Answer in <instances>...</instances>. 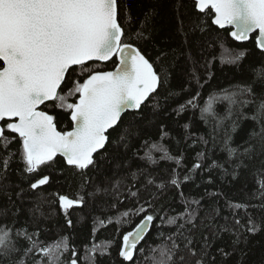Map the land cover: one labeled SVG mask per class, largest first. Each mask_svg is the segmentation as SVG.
<instances>
[{
    "label": "snow or ice",
    "instance_id": "obj_1",
    "mask_svg": "<svg viewBox=\"0 0 264 264\" xmlns=\"http://www.w3.org/2000/svg\"><path fill=\"white\" fill-rule=\"evenodd\" d=\"M193 5L198 13H213L211 23L220 29L231 26L230 36L235 41H248L256 33V47L264 54V0H193ZM132 25L125 0H0V181L8 177L11 165L18 163L21 178L29 180V189L36 191L52 182L51 170L57 169L58 158H62L71 177L81 181L74 198L50 193L56 197L52 202H58L67 227H75L69 210H83L90 202L114 213L92 218L81 252L59 228L55 233L44 230L43 235L52 239H42L35 217L40 210L37 205L32 210L36 223L32 230L17 227L15 220L11 225L0 223V264H100L104 257L111 259L113 248H117L121 264H216V254L226 261L247 242L248 235L264 230V63L252 69L251 82L211 92L203 101L202 90L212 72L207 71L205 78L192 68L186 85L181 86L188 95L174 109L177 116L199 112L207 128L206 134L196 136L189 145L203 146L190 167L184 164L179 148L173 154L162 143L169 133L160 125L159 140L145 139L133 156L147 165L160 161L173 164L167 178L157 181L138 165L137 171L129 168L125 176L106 186L103 181L95 182L100 171L98 158L108 161L112 144L117 151L123 147L126 155L130 137L136 134L130 127L117 131L124 114L131 111L134 118L141 117L144 108H158L159 90L171 75L166 67L157 70L131 42L146 39L143 26L131 31ZM197 27L194 24L193 30ZM219 43L221 65H239L246 50L227 49L225 55L226 46ZM216 59L213 56L212 60ZM109 62L114 64L111 70L103 67ZM211 63L206 62L208 68ZM178 95L168 92V97ZM218 106H223L222 113ZM57 109L67 114L70 130L58 128ZM249 120L253 127L243 132L238 143L236 136ZM189 128L184 125L182 140L192 139ZM113 132L117 133L115 139ZM14 142L17 147L13 149L10 145ZM217 149L225 154L223 160L210 159ZM119 166L123 167V162ZM214 170L230 182L239 183L245 173L251 178L253 187L249 189L245 181L241 200L224 198L228 216L221 215L219 201L201 216L203 197H189L182 190L184 184L195 183L202 173ZM59 171L63 175V170ZM206 182L210 184L212 179ZM90 186L92 190L85 192ZM172 188L184 207L169 214L155 202ZM206 195L221 197L223 193ZM99 197L111 199L98 201ZM142 199L144 203H140ZM125 200L134 206L121 212L119 205ZM8 215L7 209L0 210V216ZM134 216H139V221L120 234V228L130 225ZM217 218L223 223L216 224ZM113 224L120 237L118 247L115 239H97L98 232ZM152 228L157 229L160 241L155 246L147 240ZM164 228L170 231L165 233ZM224 233L233 237L232 251L221 247L213 254V243Z\"/></svg>",
    "mask_w": 264,
    "mask_h": 264
},
{
    "label": "trees",
    "instance_id": "obj_2",
    "mask_svg": "<svg viewBox=\"0 0 264 264\" xmlns=\"http://www.w3.org/2000/svg\"><path fill=\"white\" fill-rule=\"evenodd\" d=\"M131 16L133 18V25L131 31L140 30L143 26L144 35L146 39L131 41L137 44L146 56L155 64L157 70L161 67H166L170 72V78L164 88L159 90V107L153 110L151 107L143 109L141 117H135L134 113L128 112L122 117V124L120 129L130 127L135 135L130 137V148L126 150L120 147L117 151V146L112 144L109 146L108 161H101L98 158L100 171L95 175V182H104L106 186L110 181L114 182L121 179L131 171H137V166L143 167L147 172H151L153 176L167 178L168 171L174 167L173 164L167 161H160L155 165H147L144 161L139 159V156H133L137 151L142 141L145 139L159 140L160 125H163L168 131L169 136L165 138L164 143L169 150L176 154L177 149L184 154V164L191 166L196 159V153L203 147L200 144L189 146L192 140L198 135L207 133V128L200 120L199 112H184L177 116L174 112L178 103L183 102L188 93L181 91V86L186 85L188 74H190L193 67L206 78L207 71L212 72V78L208 80L202 90L201 101L211 92H218L220 89L229 88L237 83L251 82L253 79L252 69L264 63V54H262L255 44V36L247 43H238L230 36L232 29H220L211 23L214 18L213 13L204 15L198 13L193 5V0H125ZM147 15L148 19L145 20ZM203 21V23H202ZM199 25L193 30V25ZM203 28L204 31L200 29ZM223 42L226 46L224 54L227 55V49L246 50V55L239 65H221L219 59L222 49L220 43ZM216 56V60H212ZM159 57V60L157 59ZM212 61L210 68L207 67L206 62ZM108 70L114 67L112 62L103 66ZM179 92L180 95L168 97V92ZM218 110L222 113L223 106H218ZM251 112V109H246ZM58 117L57 123L60 130H70L71 121L68 119L66 113L60 110H55ZM189 124V131L193 133L192 139L182 140L185 135L184 125ZM253 127L252 121H245L241 133L237 134L236 141L241 142L243 132ZM117 133H112V138H116ZM177 141H181L178 145ZM11 148H16L17 143L10 145ZM211 145H209V148ZM224 153L218 149L210 159L223 160ZM159 158V153L156 154ZM60 164L57 169L51 170L53 180L41 189L32 191L29 189V180L22 179L19 173L20 165L13 163L11 170L6 179L0 181V210L7 209L8 217L0 216V223H8L11 225L15 220L17 227H28L32 230L36 227L33 222V209L40 205V210L35 213V217L42 230V239H52L51 236H44V230L50 233H55L59 228L62 234L70 235V243L75 244L78 249L83 251L81 245L86 242L90 235L92 226V218L94 216L114 215V213L104 212L96 204L89 203L87 208L83 210L78 208L70 209V218L75 227L68 228L65 222L63 211L59 208L58 202L53 203L55 196L50 195L53 192L66 194L70 198H74L76 193L80 191L81 181L78 178H72L70 170L63 165L62 158H58ZM123 162L124 166L120 167ZM207 162V161H206ZM59 169L63 170V175L60 174ZM48 171V170H45ZM89 175H92L90 173ZM36 177H32L35 179ZM211 178L212 183L206 181ZM247 181L249 189L253 187L251 178L248 173H245L239 183L230 182L223 176L217 174L214 170L212 173L205 171L197 177L195 183H187L182 186V190L186 196L200 199L203 197L201 204V216L209 210L210 206H215L219 201L221 208V215L228 216L229 212L224 211V198L231 200H241L243 197L242 186ZM140 183H143L141 178ZM197 184L199 187H197ZM23 189L22 193L21 190ZM91 186L84 189L85 192L91 191ZM154 190V189H153ZM206 192H219L223 196H208ZM7 193V194H6ZM17 193H21L17 197ZM9 195L11 202H9ZM146 195V194H145ZM43 197V199H42ZM111 197H99V200H110ZM140 203H144L143 199ZM157 207L163 205L169 214L181 212L183 210V203L180 199L178 191L174 188L169 189L167 193L155 202ZM133 203L125 200L123 204L119 205L120 211L127 210L133 207ZM16 215H12L13 212ZM151 211V209H150ZM132 223L128 226L120 228V234L129 231L139 221V216L131 218ZM216 224L223 223V220L217 218ZM264 227V226H262ZM115 224L109 225L106 229H102L97 234V239H115L117 247L120 244V237L116 234ZM156 228H152L147 240L155 246L160 241L156 237ZM170 231L164 228V232ZM207 232V229H204ZM199 235V233H198ZM232 239L229 234L224 233L222 237L213 243L212 253L216 254V249L223 247L226 251H232ZM143 244V242H142ZM239 251L234 252L226 261L216 254V264H264V230L257 232L255 235H248L247 242L239 245ZM111 259L104 257L100 260V264H121V260L117 253V248H113ZM241 252L244 254L242 255ZM31 264V262H30ZM150 264V262H149Z\"/></svg>",
    "mask_w": 264,
    "mask_h": 264
},
{
    "label": "water",
    "instance_id": "obj_3",
    "mask_svg": "<svg viewBox=\"0 0 264 264\" xmlns=\"http://www.w3.org/2000/svg\"><path fill=\"white\" fill-rule=\"evenodd\" d=\"M217 27H218V26H217ZM218 28H219V27H218ZM224 29H231V26H226ZM232 30H234V29H232ZM254 35H257V34H256V33H253L252 36H254ZM252 36H251V37H252ZM250 40H251V38H250L248 41H245V42H238V41H237V42H238V43H247V42H249ZM130 112H131V111H130ZM127 113H128V112H127ZM125 114H126V113H125ZM125 114H124V115H125ZM141 243H142V242H141Z\"/></svg>",
    "mask_w": 264,
    "mask_h": 264
}]
</instances>
